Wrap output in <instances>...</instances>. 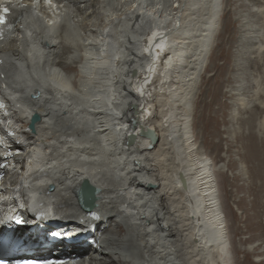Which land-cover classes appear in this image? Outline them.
Listing matches in <instances>:
<instances>
[{"label": "bare ground", "instance_id": "1", "mask_svg": "<svg viewBox=\"0 0 264 264\" xmlns=\"http://www.w3.org/2000/svg\"><path fill=\"white\" fill-rule=\"evenodd\" d=\"M57 3L53 15L44 0L10 4L18 20L0 34V113H11L19 129L32 113L40 117L31 136L11 126L10 150L23 148L26 135L34 156L41 149L37 160L47 171V182L0 199V258L16 253V259L78 264H229L217 194L225 161L213 162L202 151L192 118L222 0ZM258 9L238 13L232 52L238 80L226 100L233 112H244L264 89L251 77L254 93L243 92L250 85L242 75L256 64L264 69ZM257 100L264 108V99ZM257 126L264 127V116ZM146 128L156 134L149 148L140 136ZM256 131L247 138L246 154L263 170ZM81 180L97 189L87 210L74 195Z\"/></svg>", "mask_w": 264, "mask_h": 264}, {"label": "rangeland", "instance_id": "2", "mask_svg": "<svg viewBox=\"0 0 264 264\" xmlns=\"http://www.w3.org/2000/svg\"><path fill=\"white\" fill-rule=\"evenodd\" d=\"M260 5H249L246 0H222L209 66L199 78L193 99L194 131L202 151L213 162L225 161L224 168L218 172L217 194L226 226L229 264H264V166L259 170L246 154L247 138L257 130L264 159V127L260 131L257 129L264 116V108L259 109L256 102L264 99V69L260 70L259 64L242 75L244 83L250 85L243 92L254 93L255 86L250 79L257 77L263 89L261 94L250 99L244 112H233L226 107L227 90L238 80L232 74V52L238 46L235 43L238 40L236 22L241 19L238 13L248 8H260L255 21L264 38V4ZM259 40V43L264 41ZM251 61L255 64V55L251 56ZM261 61L264 65V52ZM239 163L243 166L239 167ZM49 213L54 217L60 216L53 211Z\"/></svg>", "mask_w": 264, "mask_h": 264}, {"label": "water", "instance_id": "3", "mask_svg": "<svg viewBox=\"0 0 264 264\" xmlns=\"http://www.w3.org/2000/svg\"><path fill=\"white\" fill-rule=\"evenodd\" d=\"M40 117L38 114L33 113L30 117V123L29 128L34 131V125L37 121H39ZM131 126H135V122H131ZM140 136L145 137L148 139V148L152 146L154 141L156 140V134L152 129L146 128L140 130ZM133 139V135H130L127 137L126 142L127 144L131 143ZM181 182L183 183V180L180 178ZM86 191L87 197H89L92 201H94L95 194L97 192V189L90 185V183L87 180H84L82 184L80 185V190Z\"/></svg>", "mask_w": 264, "mask_h": 264}, {"label": "snow or ice", "instance_id": "4", "mask_svg": "<svg viewBox=\"0 0 264 264\" xmlns=\"http://www.w3.org/2000/svg\"><path fill=\"white\" fill-rule=\"evenodd\" d=\"M8 12V8L4 7L3 5H0V23L4 22V14Z\"/></svg>", "mask_w": 264, "mask_h": 264}, {"label": "built area", "instance_id": "5", "mask_svg": "<svg viewBox=\"0 0 264 264\" xmlns=\"http://www.w3.org/2000/svg\"><path fill=\"white\" fill-rule=\"evenodd\" d=\"M151 60V59H150Z\"/></svg>", "mask_w": 264, "mask_h": 264}]
</instances>
